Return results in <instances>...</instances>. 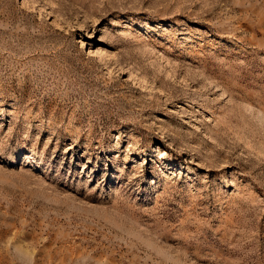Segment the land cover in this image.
I'll return each mask as SVG.
<instances>
[{
    "label": "rangeland",
    "instance_id": "obj_1",
    "mask_svg": "<svg viewBox=\"0 0 264 264\" xmlns=\"http://www.w3.org/2000/svg\"><path fill=\"white\" fill-rule=\"evenodd\" d=\"M0 264H264V0H0Z\"/></svg>",
    "mask_w": 264,
    "mask_h": 264
}]
</instances>
